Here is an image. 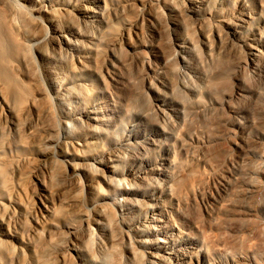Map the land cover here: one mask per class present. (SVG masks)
Listing matches in <instances>:
<instances>
[{
    "label": "rangeland",
    "instance_id": "rangeland-1",
    "mask_svg": "<svg viewBox=\"0 0 264 264\" xmlns=\"http://www.w3.org/2000/svg\"><path fill=\"white\" fill-rule=\"evenodd\" d=\"M220 1L208 0L190 12L182 0H104L114 30L125 22L132 25V45L100 44L97 63L73 78L74 83L92 86L90 98L99 102L96 107L104 121L96 136H104L108 145L125 138L114 161L118 170L162 169L149 175L148 184L139 182L133 199H143L148 189L159 192L170 186L173 191L176 202L172 208L164 207L161 221L154 224L159 228L169 222L177 234L168 237L157 228L159 238L166 240L158 242L164 246L157 250L161 260L152 258L160 264L168 263L170 250L180 257L177 249L182 244L187 248L181 238L188 235L210 249L215 264H264V46L252 60L219 20L222 16L231 20L233 13L230 3ZM242 1L260 9L264 28V0ZM78 16L70 20L81 34L86 26ZM75 37L81 44L84 38ZM84 42L76 48H83ZM44 50L48 57L44 63L33 47L30 50L37 83H28L27 94L37 98L35 105L26 108L24 97L0 100V173L17 203L3 229L24 241L12 243L27 255L26 244L50 226V264H129V250L145 249L150 236L129 230L128 218L125 224L117 216L110 223L93 221L98 206L81 181L82 175L101 169V163L75 159L81 177H71V160L66 159L74 149L55 144L79 131L85 103L56 97L57 88L46 76L51 66L65 64L71 53L49 45ZM218 71L226 76L215 79L218 89L211 92L208 86ZM169 158L177 163L169 164ZM181 167L185 171L178 174ZM111 186L104 185L109 196L104 205L121 211L125 194ZM230 199L234 201L228 204ZM44 205L64 208L45 227L40 223ZM143 206L142 218L149 217L150 208ZM86 243L92 246V256L84 249Z\"/></svg>",
    "mask_w": 264,
    "mask_h": 264
},
{
    "label": "bare ground",
    "instance_id": "bare-ground-1",
    "mask_svg": "<svg viewBox=\"0 0 264 264\" xmlns=\"http://www.w3.org/2000/svg\"><path fill=\"white\" fill-rule=\"evenodd\" d=\"M182 1H184V4L186 3L185 5L190 12H193L197 6L200 7L201 3L207 2L208 0ZM222 3H230L233 8L231 20L223 16L219 19L225 26L226 32L233 35L240 45L248 49L247 53L251 56L252 60L258 57V52H260L258 49L264 46L263 17L261 18L262 14H260V9L255 10L242 0H221L219 4L221 5ZM87 4L95 5L100 10L94 11ZM107 10L104 0H0V100L2 102L15 101L24 97L26 108L35 105L37 98L32 94H27L28 83L30 85H36L37 83L36 74L30 65V50L32 47L37 56L43 58V63L48 58L44 50L46 45L51 46L52 49L67 50L71 53V58L65 64L59 65V68L51 66L46 71V76L49 79V83L52 82L55 88H57L56 97L62 95L64 99L66 96L73 98L77 104L84 102L86 105L84 104L81 110L83 119H80L81 126L78 127L79 131L77 133L75 132L76 134L73 136L57 139L55 144L60 147L64 146L65 148L71 146L74 149L71 153L68 151V159H66L68 162L71 160V164L69 165V175L71 177H78L77 171L79 165L73 164L75 159H79L80 162L85 159L101 163V169L96 168L90 173H86L87 175L85 177L82 175L83 179L81 181L90 201L93 205L98 206V210L94 212L95 219L93 221L95 223H110L111 217L117 216L120 219V223L125 224L126 218H128L129 222L126 226L129 230L131 229L136 235L148 234L150 236V243L145 249L129 250V264H160L155 259L161 260L157 250H162L164 246L158 245V242L166 243V240L159 238L157 233L160 230H157L158 227L154 224L161 221L159 217H161L162 209L164 207L172 208L176 202L174 194L172 193L173 191L170 186H167V189L163 188L159 192L148 189L146 193L144 192L143 199H133L132 196L140 190L139 182L145 181L148 184L149 175L153 173L160 174L162 169L158 167H146L140 170L132 167L126 171L118 170L119 167L117 168L114 161L117 160L118 156L120 157L119 148L124 143L125 138H118L119 140L117 139L118 141L115 144L108 145L103 138L104 136H96L100 132L99 129H101L100 126L103 124L104 115H99L101 112L96 107L98 101L95 102L92 97V99L90 98L92 86L86 88L84 86L89 84L74 83L73 80L74 74H84L92 64L97 63V60L101 56L100 52L102 51L99 49L100 44H107L114 47L120 41H123L122 43L127 46L132 45V25L125 22L118 29L115 28L114 30L107 17V12L109 11ZM220 10H222L221 7L216 12L220 13ZM77 14L80 15L78 16L80 19H84L83 23L86 26V30L81 32V34L80 30L71 24L73 20H70L72 15L76 16ZM67 32L73 34V37L68 38L66 36ZM76 34L84 38L82 40V42L85 41L84 47L82 46L83 48L81 49H77L78 47L76 45L79 44L77 43L79 40L76 37L74 40ZM82 42L79 45H82ZM110 50L113 49L110 48ZM225 76V72L218 71L214 79L210 81L208 90L215 92L218 89H215V81L217 78L219 79V77L222 78ZM169 82L172 81L170 80ZM62 96L59 98H62ZM66 114V112H63V116H66ZM47 116L49 117L50 124L53 125L55 123L54 116L49 111ZM28 137L24 138L26 139ZM24 138L21 139V142L23 140L25 141ZM2 145H0V168L3 165L1 160V152H3ZM74 147L82 149L83 151L79 149L82 153H78L82 155H78L76 152L79 150ZM167 162L172 165L177 163L173 158L167 159ZM180 164L178 165L179 167ZM184 171L185 167H181L178 169V174H183ZM80 177L79 175L78 178ZM2 178L0 173V264H50L48 261V250L51 242L49 233L50 226L45 227V224L52 225V222L64 211L63 205L57 207L43 206L45 214L40 223L44 222L45 228H41L42 231L45 230L44 234L37 236V233L36 239L31 244H26V255L20 245L14 246L12 243V241H19L22 244L24 241L12 235L8 228L7 230L10 233L6 230L5 232L3 229V224L13 215V211L10 208L17 203H15L16 197L12 194V190L7 186L6 181L3 180L4 178ZM104 185H113L115 187H113L114 189H118L120 193L125 194V197H123L125 203L122 205L123 209L121 211L118 209L117 211L115 207L112 208L104 205L105 198L109 197L105 193ZM50 189L49 187V193L51 191ZM233 201V199H230L228 204H231ZM143 204H145V207L148 206L150 208L149 217L144 214L145 218H142V211L144 210ZM163 222L164 224L159 226V228L163 229L160 232H164L168 237L177 235L173 234V229L171 228L174 226L173 224ZM5 225L8 226L7 223ZM86 227L89 230L91 229L89 224ZM181 239L183 243L188 245L187 248L182 244V247L177 249L180 255L179 258H177L178 255H175L170 250L167 252L166 257L168 263L162 264H215L211 256V251L205 244L200 246L195 244L189 235ZM110 248H112V244ZM84 249L90 256L93 255V249L89 243L84 245ZM144 252L149 257L145 256ZM172 256H175V258Z\"/></svg>",
    "mask_w": 264,
    "mask_h": 264
}]
</instances>
